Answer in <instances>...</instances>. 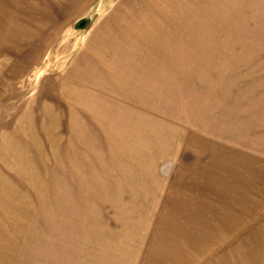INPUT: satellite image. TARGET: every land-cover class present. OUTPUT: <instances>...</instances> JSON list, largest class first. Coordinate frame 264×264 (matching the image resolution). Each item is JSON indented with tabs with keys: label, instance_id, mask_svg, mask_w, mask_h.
I'll list each match as a JSON object with an SVG mask.
<instances>
[{
	"label": "rangeland",
	"instance_id": "374dc122",
	"mask_svg": "<svg viewBox=\"0 0 264 264\" xmlns=\"http://www.w3.org/2000/svg\"><path fill=\"white\" fill-rule=\"evenodd\" d=\"M0 264H264V0H0Z\"/></svg>",
	"mask_w": 264,
	"mask_h": 264
},
{
	"label": "water",
	"instance_id": "95a60500",
	"mask_svg": "<svg viewBox=\"0 0 264 264\" xmlns=\"http://www.w3.org/2000/svg\"><path fill=\"white\" fill-rule=\"evenodd\" d=\"M81 25H82V23H81Z\"/></svg>",
	"mask_w": 264,
	"mask_h": 264
}]
</instances>
